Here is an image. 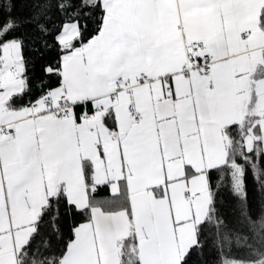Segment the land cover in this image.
<instances>
[{
  "label": "snow or ice",
  "instance_id": "snow-or-ice-1",
  "mask_svg": "<svg viewBox=\"0 0 264 264\" xmlns=\"http://www.w3.org/2000/svg\"><path fill=\"white\" fill-rule=\"evenodd\" d=\"M0 264H264V0H0Z\"/></svg>",
  "mask_w": 264,
  "mask_h": 264
}]
</instances>
